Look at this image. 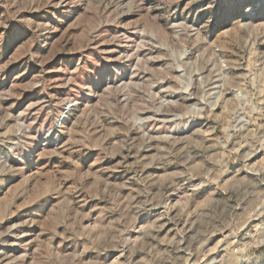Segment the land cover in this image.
Wrapping results in <instances>:
<instances>
[{
    "label": "rangeland",
    "instance_id": "rangeland-1",
    "mask_svg": "<svg viewBox=\"0 0 264 264\" xmlns=\"http://www.w3.org/2000/svg\"><path fill=\"white\" fill-rule=\"evenodd\" d=\"M0 264H264V0H0Z\"/></svg>",
    "mask_w": 264,
    "mask_h": 264
}]
</instances>
